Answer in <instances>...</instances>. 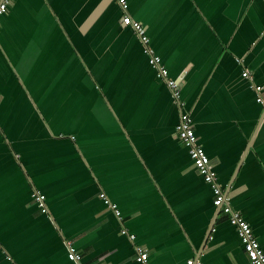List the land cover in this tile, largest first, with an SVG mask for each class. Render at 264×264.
Instances as JSON below:
<instances>
[{
	"label": "crops",
	"instance_id": "0c3cea01",
	"mask_svg": "<svg viewBox=\"0 0 264 264\" xmlns=\"http://www.w3.org/2000/svg\"><path fill=\"white\" fill-rule=\"evenodd\" d=\"M126 2L12 0L1 18L0 264H72L68 242L87 264H137V247L146 264H250L182 114L264 251V0Z\"/></svg>",
	"mask_w": 264,
	"mask_h": 264
},
{
	"label": "built area",
	"instance_id": "2783aa9c",
	"mask_svg": "<svg viewBox=\"0 0 264 264\" xmlns=\"http://www.w3.org/2000/svg\"><path fill=\"white\" fill-rule=\"evenodd\" d=\"M121 9L126 12L127 2L126 0H117ZM12 0H0V22L1 18L7 14L9 5ZM123 24L133 29L135 34L139 37L141 43L144 46V53L149 57L150 66L156 70L159 78H165L164 67L162 65L160 57L155 55L153 51L148 47L149 38L144 34V29L141 23L133 21L129 16L123 17ZM243 78H249L247 71L242 73ZM166 83L172 93L175 103H180V89L179 84L175 80H166ZM254 92L257 94L256 102L264 105V86H254ZM176 133L179 140L188 147L190 158L194 166L203 175L204 181L208 184L214 194L213 206L228 217L229 223L235 227L240 243L246 254V257L250 264H264V251L262 250L259 242L254 237L251 226L242 218L239 212L233 210L229 204V197L222 191L215 172L212 170L210 160L205 154L201 146L197 144L195 133L192 127V120L188 114H182L178 125L176 126ZM105 205L109 206L117 216L120 213L115 209L104 194L100 195ZM32 202L37 206L42 214L47 213L45 204V197L39 192L35 191L31 195ZM125 234V231H122ZM131 240L133 236H129ZM68 254L67 257L72 264H87L83 261L82 255L72 246L70 242L67 243ZM148 259V253L146 250L136 248V262L137 264H146ZM187 264H201L193 260L187 261Z\"/></svg>",
	"mask_w": 264,
	"mask_h": 264
}]
</instances>
